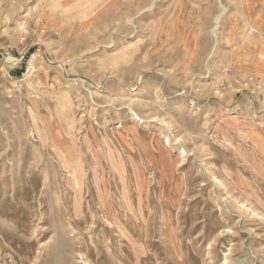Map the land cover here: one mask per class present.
Returning a JSON list of instances; mask_svg holds the SVG:
<instances>
[{
  "label": "rangeland",
  "instance_id": "374dc122",
  "mask_svg": "<svg viewBox=\"0 0 264 264\" xmlns=\"http://www.w3.org/2000/svg\"><path fill=\"white\" fill-rule=\"evenodd\" d=\"M0 264H264V0H0Z\"/></svg>",
  "mask_w": 264,
  "mask_h": 264
}]
</instances>
